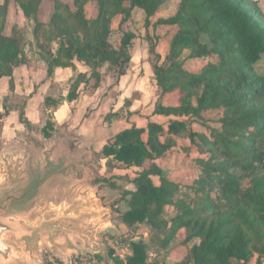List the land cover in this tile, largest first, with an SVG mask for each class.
<instances>
[{"label":"trees","instance_id":"1","mask_svg":"<svg viewBox=\"0 0 264 264\" xmlns=\"http://www.w3.org/2000/svg\"><path fill=\"white\" fill-rule=\"evenodd\" d=\"M167 1L52 0L48 11L47 0H4L0 80L12 77L16 68L27 63L17 28L7 33L12 5L34 24L48 76L58 68L75 72L65 98L73 102L81 87L86 94L101 87L104 67L115 71L118 79L126 74L137 39L129 28L134 12L142 10L148 26ZM258 16L262 11L253 0H181L173 16L153 24L155 29H170L165 60L156 54L152 61L160 93L154 115L169 118L168 126L156 122L146 128L134 126L115 135L102 153L112 168L136 169L133 179L127 175L103 180L121 192L112 205L118 221L129 231L151 230L148 238L131 242L133 255L119 264H166L158 257L182 232L187 254L180 264H264V73L256 69L264 55V23ZM116 19H120L121 36L117 43L113 41ZM150 51L156 53L154 45ZM185 55L208 64L200 73H189L183 67ZM77 63L89 72H79ZM10 90H14L12 83ZM172 94L178 97L175 104L162 101ZM63 101L62 97L45 99L49 112L42 133L46 138L54 128L53 111ZM3 108L0 122L12 110L6 102ZM122 111L112 117L126 116ZM212 115L221 131L208 135L190 129V122L205 125ZM20 121L30 126L23 110ZM179 140L191 143L183 151L196 149L199 155L185 184L169 181L158 163ZM154 177L160 178L159 185ZM114 179L135 189H121ZM123 203L127 209L122 212ZM156 242L159 246L152 259Z\"/></svg>","mask_w":264,"mask_h":264},{"label":"crops","instance_id":"2","mask_svg":"<svg viewBox=\"0 0 264 264\" xmlns=\"http://www.w3.org/2000/svg\"><path fill=\"white\" fill-rule=\"evenodd\" d=\"M134 45L130 67L126 74L117 80L116 87L112 89L109 96H105L106 92L103 90L102 83L93 94L84 93V87H81L79 98L73 102H68L65 98L75 72L70 68H58L53 76L49 77L45 55L37 45L32 43L33 47L30 51L24 49L27 63L16 68L12 77H4L8 79V88L2 99L0 98V113H3L5 100L10 93L17 98L25 96L23 111L30 126L20 121L19 109L11 110L10 114L1 121L0 159L10 160L12 157L19 158L26 155L28 163H37L44 162L46 157H49L65 169L59 176L60 184L64 189L75 193L81 192L84 194L81 196L83 201L92 200L94 202L90 209L92 212L99 206L105 210L102 200L99 201L96 197L97 193L105 190L107 194L110 192L113 195L120 190L110 188L103 180L127 176L129 170L110 167L109 160L102 154L104 148L115 135L134 126L146 128L149 122H156L163 125L166 123L167 128L169 121V118L154 115L159 96L152 65L150 58H147L148 51ZM77 67L79 72H89V68L81 63H77ZM11 83L14 86L13 91L10 90ZM57 85H66L68 88L65 95L55 98L51 92ZM113 93L119 95L118 101L112 96ZM46 97L64 99L53 111L54 128L49 138L44 137L42 133L46 125V123L42 124V110L43 108L47 110L44 104ZM153 98L155 101L151 104ZM126 102L130 103L129 106H126ZM120 110H123L122 113L126 116L112 117ZM161 120L164 122L161 123ZM38 129L40 133H37ZM123 189L134 190L135 188L131 183H127ZM95 213L98 215L92 221L98 223L95 226H98L99 230L102 227H109L110 232L117 229L115 225L117 220L112 218L105 222L102 221L105 212ZM117 222L121 228H126L119 221ZM72 240L76 248L67 250L64 254L66 256L54 255L56 261H60L59 263L77 264L75 260L68 262L70 255L73 253L76 257L86 255L82 250L83 246L77 245L73 238ZM177 254L184 259L187 251L185 249ZM174 256L172 254L166 259L168 264H171Z\"/></svg>","mask_w":264,"mask_h":264},{"label":"rangeland","instance_id":"3","mask_svg":"<svg viewBox=\"0 0 264 264\" xmlns=\"http://www.w3.org/2000/svg\"><path fill=\"white\" fill-rule=\"evenodd\" d=\"M52 0H47L45 7L46 10H50L52 3ZM63 1H70V0H63ZM181 0H169L165 4L162 5L160 10L157 12V14L151 19V24L146 26L145 23V13L137 9L133 14V21L130 23L129 28L131 31H133L137 35V39L135 40V46H141L143 50H147V58H150V63L152 65V61L156 60V54H158L162 61L165 60L168 50H169V42L166 39V36L168 35V32L170 29H163V28H157L155 29L153 24L156 23L160 19L169 18L174 15L176 12V9L178 7V4ZM257 2L258 7L262 11V16H258V18L264 23V0H253ZM4 0H0V4H3ZM93 9L90 8L89 12L92 13ZM120 23V19H116L114 22V39L113 41L117 43V41L121 36L119 35V32H117L118 25ZM17 28V35L23 40L22 48L23 50H31L32 43L39 45V41L36 38L34 34V24L31 21H28L24 18L22 12L15 8L13 5L11 7V14L8 18V24H7V33L10 34L12 32L13 27ZM152 45L155 46V52L152 53L149 50L151 49ZM39 47V46H37ZM39 49V48H38ZM146 58V59H147ZM184 62V69L193 74L200 73L202 69L208 64L207 60L204 59H187V55L182 59ZM256 69L260 74L264 73V55L261 59V61L256 65ZM105 73V79L103 82V90H105L106 95L109 96L112 89L116 87L117 83V75L116 72L111 70H107V66L103 68L102 70ZM8 88V79L4 78L0 81V98L2 99L3 95L7 91ZM67 86H60L57 85L54 87V89L51 92V95L55 96V98H58L60 96L65 95ZM104 93V92H103ZM116 101H118L117 93H113L112 95ZM158 96H160V93L158 91ZM25 96H19L18 98L14 96V94H11L8 96V98L5 100L7 103V106L10 109L17 108L20 111L24 109L25 104ZM158 99V98H157ZM178 100L177 94L167 95L162 97V101L166 104H175ZM155 99L153 98L152 103H154ZM48 110H45L43 108L42 110V124L46 123V120L48 118ZM4 112V111H3ZM161 123L164 121L161 120ZM166 125V123H164ZM190 129L194 132L202 133L206 132L208 135L211 134L212 130H218L221 131V126L219 125L216 115H212L209 117H206L205 125H201L199 122H190ZM0 128H1V122H0ZM40 129L36 130L37 133ZM37 135V134H36ZM189 148L191 146V143L186 141L179 140L177 142V147H175L173 150H171L170 153L166 155L163 159L159 160L158 163L161 166L163 170L164 176L169 180L173 181L175 183H189V179L191 176H193V161L199 157L198 151L196 149H193L192 152L190 151H183V147ZM193 148V146H192ZM1 161V159H0ZM128 176H131L132 178L135 177V170L130 169L127 171ZM118 183V182H117ZM154 183L159 185L160 178L154 177ZM121 187V189L125 188L127 185V182L120 181L118 183ZM120 192H114L113 195L109 192L107 194L105 190L103 192L97 193V198L102 200V203L105 207V210L101 206L95 207L94 212H105V215L102 218V221L108 222L109 220L115 219V221H118V211L113 208L114 202L118 199ZM127 209V206L123 203L120 205V211H125ZM172 209H169L167 211L168 215H171ZM116 221V230L114 229V232H110L109 227H102L97 232H104V235H101L97 238L95 242L91 241H85L81 238L73 237V239L77 242V245L83 246V252L86 255L77 256L73 253V255H70L69 260L76 261L75 263L81 264L84 260H89L93 264H119L120 262L125 263L126 261H121L119 259H116L113 257V252L111 250L112 244L115 243L117 239H122L123 241H126L127 243L131 242H138L140 239L148 238L149 233L151 232L150 229L143 227L139 228L136 231H129L126 228H121V226L118 225V222ZM91 225L95 226L98 225V223H95V221L89 222ZM88 225V224H87ZM110 226V225H109ZM185 238L184 232H182L179 236V238L171 244L168 251H163L159 255V259L161 261H164L167 263L166 259L170 257L172 254L174 256L173 260L171 261V264H180L181 258L177 252L185 250L186 248L182 245V241ZM159 242H156L151 250V258L154 259L156 257V254L154 251L158 248ZM187 251V249H186ZM177 255V256H176ZM40 257V258H39ZM39 257L32 258V264H64L59 263L60 261H56V258L54 257V254L50 250V247L47 243H43L41 247V254ZM168 264V263H167Z\"/></svg>","mask_w":264,"mask_h":264},{"label":"water","instance_id":"4","mask_svg":"<svg viewBox=\"0 0 264 264\" xmlns=\"http://www.w3.org/2000/svg\"><path fill=\"white\" fill-rule=\"evenodd\" d=\"M64 170L49 157L37 163H28L26 155L0 161V264H32L43 243L54 255L66 256L76 248L73 237L95 242L104 235L89 223L98 215L90 210L94 202L61 186Z\"/></svg>","mask_w":264,"mask_h":264},{"label":"built area","instance_id":"5","mask_svg":"<svg viewBox=\"0 0 264 264\" xmlns=\"http://www.w3.org/2000/svg\"><path fill=\"white\" fill-rule=\"evenodd\" d=\"M111 250L113 252V257L121 261H126L128 257H131L133 255L131 243H127L122 239H117L115 243L112 244ZM81 264L93 263L89 260H84Z\"/></svg>","mask_w":264,"mask_h":264}]
</instances>
